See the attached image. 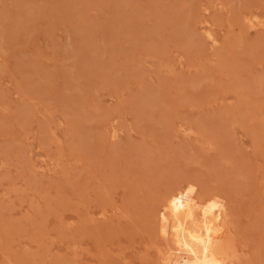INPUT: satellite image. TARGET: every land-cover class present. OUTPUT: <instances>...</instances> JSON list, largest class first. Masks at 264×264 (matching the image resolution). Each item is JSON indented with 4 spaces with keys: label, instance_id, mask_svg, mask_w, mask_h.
Masks as SVG:
<instances>
[{
    "label": "rangeland",
    "instance_id": "rangeland-1",
    "mask_svg": "<svg viewBox=\"0 0 264 264\" xmlns=\"http://www.w3.org/2000/svg\"><path fill=\"white\" fill-rule=\"evenodd\" d=\"M0 264H264V0H0Z\"/></svg>",
    "mask_w": 264,
    "mask_h": 264
},
{
    "label": "bare ground",
    "instance_id": "bare-ground-1",
    "mask_svg": "<svg viewBox=\"0 0 264 264\" xmlns=\"http://www.w3.org/2000/svg\"><path fill=\"white\" fill-rule=\"evenodd\" d=\"M250 19L253 20L254 18L252 19V17H251ZM251 20H250V21H251ZM250 21L248 20L249 23H250ZM254 21H255V20H254ZM245 23H246V22H245ZM254 23H255V22H254ZM209 35H210V34H209ZM209 35H208V36H209ZM211 37H212V36H211ZM209 38H210V36H209ZM211 40H212V38H211ZM213 41H214V40H213ZM111 136H112V135H111Z\"/></svg>",
    "mask_w": 264,
    "mask_h": 264
}]
</instances>
